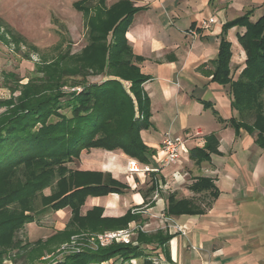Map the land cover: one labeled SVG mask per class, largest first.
Listing matches in <instances>:
<instances>
[{"label":"crops","instance_id":"obj_1","mask_svg":"<svg viewBox=\"0 0 264 264\" xmlns=\"http://www.w3.org/2000/svg\"><path fill=\"white\" fill-rule=\"evenodd\" d=\"M81 1L86 5L91 0ZM98 1L97 7L105 10L122 1L136 10L125 38L134 56L141 59V73L148 77L143 90L148 98L150 127L141 131L143 143L156 153L166 134L184 137L197 131L201 134L188 142L189 149L203 147L210 135H216L220 143L219 153L209 161L197 162L187 155L182 163L165 167L157 174H139L137 183L127 179L131 158L123 151L83 150L69 167L110 175L126 188L121 194L88 197L80 215L84 217L100 208L103 219L134 216L128 226L143 227L132 240L142 248L144 256L132 260V264H145L147 260L155 264H264V151L257 144L258 132L233 125V120H242L233 107L230 85L213 80V63L223 40L231 43L234 80L245 69L247 55L238 41L245 29L234 27L224 33V25L247 13L252 21L264 17V0ZM91 11L90 15L94 13ZM210 19L214 23L205 29L203 23ZM245 122L252 125L254 120L248 117ZM150 165L156 166L154 161ZM200 178L211 180L216 198L209 192L191 189ZM153 185L154 191L150 190ZM170 196L176 202L192 201L203 212L168 215ZM137 207L140 212H134ZM48 211L52 214V228H38L36 221L27 225L31 237H36L29 238L31 243L46 242L77 226H70V208ZM174 226L184 228L186 234L177 232ZM78 229L69 242L53 244L55 250L66 251V245L68 249H85L84 236L121 230ZM139 237H146L150 243ZM54 254L45 253L41 260H49ZM103 264L129 262L117 257Z\"/></svg>","mask_w":264,"mask_h":264},{"label":"trees","instance_id":"obj_2","mask_svg":"<svg viewBox=\"0 0 264 264\" xmlns=\"http://www.w3.org/2000/svg\"><path fill=\"white\" fill-rule=\"evenodd\" d=\"M75 7L89 16L90 10L84 1L76 3ZM135 12L129 2L122 1L109 10L98 6L95 13L89 16L90 43L77 55V62L92 65L89 59H92L94 51L96 53L99 50L96 48H100L102 51L106 50L108 56H104L105 60L97 56L99 64L109 67L120 64L124 71L121 74H110L109 67L104 68L102 74L107 71L108 79L85 84L77 97L74 94L68 97L65 100L66 106L58 109L70 110V117L58 110L55 115L57 121L48 123L46 119L54 112L46 100L32 106L33 101H29V105L24 109L0 119V264L7 259L13 260L10 253L12 251H17V255L24 253L27 262L30 257L36 256L37 262L45 252L55 251L53 244L69 242L79 233L78 228L92 232L108 228L125 229L128 222L134 219L132 215L123 219H103V211L100 208H95L82 217L80 209L88 197L121 194L126 186L110 175L80 172L69 165L74 163L83 150L91 149H119L141 165L152 164L155 152L141 139V131L150 127L148 98L143 90V84L148 77L141 73L138 65L141 59L134 56L125 38ZM250 17L251 14L247 13L224 25V33L234 27L245 29L243 34L238 35L239 44L247 55L245 69L238 79L234 80L230 69L231 43L223 40L213 63V80L230 85L233 107L239 112L242 120H233V125L236 129L244 127L251 133L258 132L257 144L264 151V17L257 21H252ZM63 62H66V59ZM123 81L131 82L130 92L125 90ZM130 93L135 99H138L139 93L142 94V111L136 108V102ZM31 95L28 92L26 96ZM120 97L125 98L121 103H127L126 109L123 110V122H118L119 115H122ZM248 117L253 118L252 125L245 122ZM112 124L116 126L115 130L105 132ZM219 143L216 135L208 136L203 147L190 149V159L197 162L209 161L212 155L219 153ZM11 175H14L15 182L10 181ZM48 188L52 191L51 195L44 196L42 191ZM154 189L153 185L150 190ZM191 189L209 192L213 198L218 196L215 186L207 178L198 179ZM39 197L44 211L49 208H70L73 213L70 226H77L73 230L51 237L46 242L37 241L23 245L16 236L24 225L37 221L38 214L35 210ZM202 212L203 209L195 206L192 201L176 202L173 196L169 198L168 215ZM170 237L171 235L168 239ZM139 239L150 243L146 237ZM82 251L66 259L52 258L47 264H103L117 257L132 264V260L144 256L139 245L133 247L114 244L98 251ZM30 264H34V261L31 260ZM145 264L155 263L147 260Z\"/></svg>","mask_w":264,"mask_h":264},{"label":"rangeland","instance_id":"obj_3","mask_svg":"<svg viewBox=\"0 0 264 264\" xmlns=\"http://www.w3.org/2000/svg\"><path fill=\"white\" fill-rule=\"evenodd\" d=\"M79 1L0 0V119L24 109L29 105V101H33L32 106L34 103L47 100L54 114L46 121L48 123L57 121L56 112L60 110L58 108L66 106L65 100L68 97L72 94L77 97L85 84L109 78L107 71L102 74L104 68H108L109 65L104 66L97 61V56L105 60L104 56H108L106 50L96 48L99 49L96 51L97 54L94 51L92 59H89L92 65L77 62V55L90 43L88 30L90 13L86 16L76 9L75 4ZM98 3V0H91L86 3V7L95 13ZM64 59L66 62H63ZM108 69L110 74H121L124 71L120 64L112 65ZM122 84L125 90L130 92L131 82L123 81ZM28 92L32 95L26 96ZM130 94L136 102V108L141 110L144 102L142 94H138V99ZM123 99L125 98L120 97L122 115H119L118 122L125 120L123 110L126 109L127 103H121ZM59 112L67 117L71 116L70 110L61 109ZM115 128L116 126L112 124L105 132H113ZM128 178L131 182L137 183L138 175H131L127 171ZM10 181H16L14 175H11ZM51 192L48 188L44 189L42 194L49 196ZM36 201L37 227L52 228L51 212L44 211L40 197ZM27 225H24L16 236L23 245L31 243L29 238L36 239L31 237V233L26 229ZM82 250L85 249L82 247L80 251H76L75 248L58 252L55 250L52 258L66 259L68 256L80 254ZM10 253L13 260L7 259L3 264H30L31 260L34 264H47L52 260L51 258L35 262V256L30 257L31 260L28 259L27 262L24 253L20 255L16 254L17 251Z\"/></svg>","mask_w":264,"mask_h":264},{"label":"built area","instance_id":"obj_4","mask_svg":"<svg viewBox=\"0 0 264 264\" xmlns=\"http://www.w3.org/2000/svg\"><path fill=\"white\" fill-rule=\"evenodd\" d=\"M212 23H214L213 19H210L207 23H203V27L206 29ZM200 132H189L184 137L174 136L170 134H166L162 140V143L159 149L153 156V161L156 166L149 165H141L137 160L131 159L128 161L127 169L131 175H152L159 173L163 168L169 167L172 165H177L183 162L185 156L189 155L190 149L187 144L189 141L194 138L200 136ZM141 208H135L134 212H140ZM177 232H181L186 234L184 228L179 226H174ZM137 230H143V227L140 226H132L129 225L125 229L115 230V231H107L99 234H92L88 236H84L85 242L83 246L85 249H89L91 251H98L101 248H106L114 244H121L127 246H137V242L132 240L135 232ZM75 244V243H73ZM69 246L66 245L63 247V250L68 249ZM80 251V249L76 250Z\"/></svg>","mask_w":264,"mask_h":264}]
</instances>
